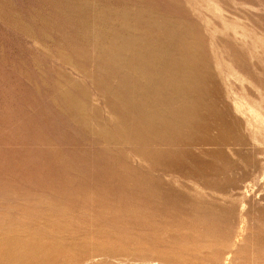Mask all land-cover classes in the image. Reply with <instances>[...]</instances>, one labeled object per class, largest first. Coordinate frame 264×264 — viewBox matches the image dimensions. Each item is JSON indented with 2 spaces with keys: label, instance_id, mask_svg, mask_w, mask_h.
<instances>
[{
  "label": "rangeland",
  "instance_id": "1",
  "mask_svg": "<svg viewBox=\"0 0 264 264\" xmlns=\"http://www.w3.org/2000/svg\"><path fill=\"white\" fill-rule=\"evenodd\" d=\"M0 264H264V0H0Z\"/></svg>",
  "mask_w": 264,
  "mask_h": 264
}]
</instances>
